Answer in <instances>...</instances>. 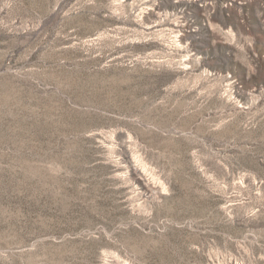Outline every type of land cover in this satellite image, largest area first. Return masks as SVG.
Wrapping results in <instances>:
<instances>
[{
    "label": "rangeland",
    "instance_id": "obj_1",
    "mask_svg": "<svg viewBox=\"0 0 264 264\" xmlns=\"http://www.w3.org/2000/svg\"><path fill=\"white\" fill-rule=\"evenodd\" d=\"M0 264H264V0H0Z\"/></svg>",
    "mask_w": 264,
    "mask_h": 264
}]
</instances>
